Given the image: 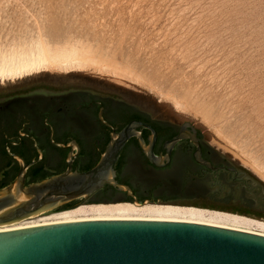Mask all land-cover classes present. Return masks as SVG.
<instances>
[{
	"label": "rangeland",
	"instance_id": "obj_1",
	"mask_svg": "<svg viewBox=\"0 0 264 264\" xmlns=\"http://www.w3.org/2000/svg\"><path fill=\"white\" fill-rule=\"evenodd\" d=\"M39 46L73 48L99 65L0 78V96L20 87L87 89L153 117L188 122L238 168L241 183L184 193L175 202L137 203L264 222V0H0V60ZM93 203L114 204L81 202L32 220Z\"/></svg>",
	"mask_w": 264,
	"mask_h": 264
},
{
	"label": "water",
	"instance_id": "obj_2",
	"mask_svg": "<svg viewBox=\"0 0 264 264\" xmlns=\"http://www.w3.org/2000/svg\"><path fill=\"white\" fill-rule=\"evenodd\" d=\"M182 125H190L188 122ZM139 127L153 139L142 142L148 160L156 132L132 120L111 133L97 162L89 169H73V153L59 173L25 184L30 163L23 162L16 178L0 188V264H264V234L216 224L157 218H92L12 226L43 211L88 198L111 185L137 202L131 188L116 180V164L128 139ZM180 133L166 143L169 159ZM211 169H217L209 165Z\"/></svg>",
	"mask_w": 264,
	"mask_h": 264
},
{
	"label": "flooded vegetation",
	"instance_id": "obj_3",
	"mask_svg": "<svg viewBox=\"0 0 264 264\" xmlns=\"http://www.w3.org/2000/svg\"><path fill=\"white\" fill-rule=\"evenodd\" d=\"M140 111L124 100L87 89L50 93L20 87L1 95L0 184L11 183L23 162L30 163L25 172V184L37 181L39 175L62 172L71 153L75 155L72 157L74 169L92 159L100 147L106 146L113 130H120L132 120H141L154 128L153 153L164 164L157 166L148 160L142 142L149 145L153 132L139 127L142 141L136 135L131 136L118 159L125 161V171L130 175L165 177L199 191L241 183L238 168L207 141L198 128L153 117L146 112L142 115ZM180 133L182 138L173 145L167 159L166 143ZM209 165L217 169H211ZM244 184L246 186L247 181L244 180ZM95 193L97 191L90 196ZM99 200L117 204L124 201V197L117 194ZM76 203L81 200L55 209H66Z\"/></svg>",
	"mask_w": 264,
	"mask_h": 264
},
{
	"label": "bare ground",
	"instance_id": "obj_4",
	"mask_svg": "<svg viewBox=\"0 0 264 264\" xmlns=\"http://www.w3.org/2000/svg\"><path fill=\"white\" fill-rule=\"evenodd\" d=\"M45 46V45H44ZM39 46L35 50L10 56L0 62V78L20 77L38 70L63 65H99L94 58L88 57L85 53H80L71 48L68 52H60L48 47ZM62 51V50H61ZM64 51V50H63ZM5 58V57H4ZM92 218H157V219H177L191 220L221 226L233 227L264 234V222L252 218L202 209L192 206H181L174 204L159 203H137L121 202L117 204H82L75 208L62 211L58 216L48 219L22 221L12 226L28 225L36 223H49L56 221H68ZM243 225V226H241ZM251 225L261 227L263 230L247 228Z\"/></svg>",
	"mask_w": 264,
	"mask_h": 264
},
{
	"label": "trees",
	"instance_id": "obj_5",
	"mask_svg": "<svg viewBox=\"0 0 264 264\" xmlns=\"http://www.w3.org/2000/svg\"><path fill=\"white\" fill-rule=\"evenodd\" d=\"M140 114L145 115V112L140 111ZM105 145L100 147L98 151L93 153L92 159H88L82 165H78L75 170L83 171L91 168L98 160L100 154L103 152ZM61 167V169H63ZM125 161L122 159L118 160L115 170H116V180L127 184L132 193L135 195L136 199L139 202L144 200H149L151 202L161 201V202H175L177 199L186 198L184 193H191V192H200L197 188L192 186H184L183 184L177 183V181L170 180L168 178L157 177V176H148V177H141L134 176L133 174L130 175L125 171ZM50 176L49 174L39 175L37 178L41 180ZM37 180V181H38ZM5 183L0 184V187L4 186ZM237 184V183H236ZM122 195L124 200L132 201L133 198L128 196L125 191H121L116 189L111 185H105L103 188L99 189L95 195L90 196L88 198L79 199L81 202H102L99 199H108L114 195ZM246 195V193H244ZM78 204V203H76ZM74 204V205H76ZM72 205V206H74ZM71 206V207H72ZM60 210V209H59Z\"/></svg>",
	"mask_w": 264,
	"mask_h": 264
},
{
	"label": "built area",
	"instance_id": "obj_6",
	"mask_svg": "<svg viewBox=\"0 0 264 264\" xmlns=\"http://www.w3.org/2000/svg\"><path fill=\"white\" fill-rule=\"evenodd\" d=\"M33 219V218H32ZM32 219H29L28 221L32 220Z\"/></svg>",
	"mask_w": 264,
	"mask_h": 264
}]
</instances>
